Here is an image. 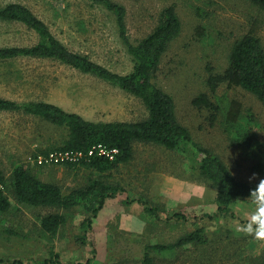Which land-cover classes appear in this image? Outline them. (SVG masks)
I'll return each instance as SVG.
<instances>
[{
	"label": "rangeland",
	"instance_id": "obj_1",
	"mask_svg": "<svg viewBox=\"0 0 264 264\" xmlns=\"http://www.w3.org/2000/svg\"><path fill=\"white\" fill-rule=\"evenodd\" d=\"M114 1L127 7L133 42L154 30L164 8L175 9L182 31L162 59L156 83L173 97L177 119L194 140L217 154L238 180L256 185L258 180L249 182L248 177L255 163L264 162V105L236 84L224 83L214 94L208 79L226 70L233 44L244 35H256L264 47V9L250 0ZM13 2L30 8L70 50L88 55L116 73L133 71L114 18L91 1L0 0V8ZM38 40L23 25L0 21V47L31 46ZM204 93L222 108L212 125L210 109L194 105ZM0 96L17 102H50L93 122H139L149 116L139 98L49 59L19 58L0 64ZM66 139L64 128L22 112L0 111V176L10 186L13 171L21 164L66 192L85 188L95 179L122 186L125 192L109 199L88 234L97 248L93 264H142L147 245L174 243L198 228L205 229L207 244L153 251L155 264H259L264 257V241L241 231L253 211L251 201L234 204V217L205 218L217 210V191L191 169L186 155L135 142L133 159L105 174L85 167L72 170L67 164L38 166L31 160L39 151L61 146ZM2 191L11 207L0 213V231L14 230L21 237L0 236V264H35L49 258L52 248L64 264L92 257L91 246L77 240L81 223L89 215L84 208L32 207L19 203L5 185ZM137 198L156 208L159 218L146 213L137 202L125 203ZM52 213L67 218L53 239L40 224L42 217ZM175 213L201 218L180 221L173 219Z\"/></svg>",
	"mask_w": 264,
	"mask_h": 264
},
{
	"label": "trees",
	"instance_id": "obj_2",
	"mask_svg": "<svg viewBox=\"0 0 264 264\" xmlns=\"http://www.w3.org/2000/svg\"><path fill=\"white\" fill-rule=\"evenodd\" d=\"M111 15L117 27L119 38L133 61V71L119 74L100 65L88 55L70 50L51 31L48 24L39 18L30 8L21 3H9L0 8V21L18 23L35 32L39 40L31 46L0 47V64L19 58L49 59L73 67L82 73L93 75L116 86L124 92L139 98L147 107L149 116L139 122H93L83 116L68 112L60 106L44 101L17 102L0 96V111L22 112L38 117L46 122L64 128L67 139L61 146L39 151L46 154L55 150H81L87 152L94 145L103 144L120 149L115 161L93 157L89 161L67 164L72 170L85 167L105 174L128 164L134 157V143H152L186 155L190 167L216 188L217 210L204 215L209 220L218 217H234L233 205L245 200L254 184L238 180L225 162L214 152L196 142L190 130L177 119L173 97L156 83L162 59L171 43L180 35L182 23L172 7L164 8L159 15V22L154 30L138 42H133L128 31V10L114 0H89ZM264 9V0H250ZM212 70V69H210ZM224 83L236 84L255 95L264 105V47L254 34H246L233 44L229 65L220 74L210 75L208 86L216 93L218 86ZM197 107H207L211 111V125L218 121L222 108L215 105L208 94H201L194 100ZM228 122V121H227ZM230 123V121L228 122ZM38 154H35L38 155ZM252 171L264 176V162L253 165ZM0 183L10 189L16 200L32 207H52L63 210L84 208L89 214L81 223L82 233L77 236L83 246L90 245L92 257L84 262L67 264H93L97 255L94 241H89L88 234L93 230L94 221L106 205L125 190L122 186L102 179H95L85 188L66 192L61 186L41 180L24 165H17L13 171L10 186L4 177ZM10 187V188H9ZM144 206V211L159 218L156 208L147 200L137 198L126 200ZM11 202L5 192L0 190V213L7 212ZM201 217L188 218L184 213H175L173 219L197 221ZM65 214L52 213L41 218V228L50 238H55L66 224ZM21 237L14 230L0 231V236ZM209 242L204 228H198L170 244H152L145 247L142 264H155L152 252H167L181 249L188 245H205ZM12 264H22L14 261ZM35 264H64L57 252L50 250L49 258ZM264 264V257L259 262Z\"/></svg>",
	"mask_w": 264,
	"mask_h": 264
},
{
	"label": "built area",
	"instance_id": "obj_3",
	"mask_svg": "<svg viewBox=\"0 0 264 264\" xmlns=\"http://www.w3.org/2000/svg\"><path fill=\"white\" fill-rule=\"evenodd\" d=\"M120 154V149L110 148L103 144L94 145L87 152L81 150H55L46 154H38L31 160L38 166L66 165L89 161L93 157H100L115 161ZM4 186L0 183V190Z\"/></svg>",
	"mask_w": 264,
	"mask_h": 264
},
{
	"label": "clouds",
	"instance_id": "obj_4",
	"mask_svg": "<svg viewBox=\"0 0 264 264\" xmlns=\"http://www.w3.org/2000/svg\"><path fill=\"white\" fill-rule=\"evenodd\" d=\"M249 182L258 180L255 187L250 189L246 201H251L253 211L250 212L247 222L241 225V231L253 235L254 239L264 241V176L259 172H252Z\"/></svg>",
	"mask_w": 264,
	"mask_h": 264
},
{
	"label": "crops",
	"instance_id": "obj_5",
	"mask_svg": "<svg viewBox=\"0 0 264 264\" xmlns=\"http://www.w3.org/2000/svg\"><path fill=\"white\" fill-rule=\"evenodd\" d=\"M108 202H109V200H107L106 205H107ZM106 205H105V207H106ZM105 207L103 209H105Z\"/></svg>",
	"mask_w": 264,
	"mask_h": 264
}]
</instances>
